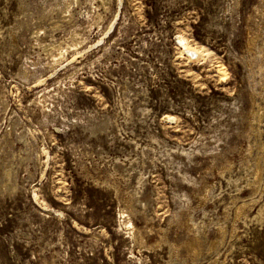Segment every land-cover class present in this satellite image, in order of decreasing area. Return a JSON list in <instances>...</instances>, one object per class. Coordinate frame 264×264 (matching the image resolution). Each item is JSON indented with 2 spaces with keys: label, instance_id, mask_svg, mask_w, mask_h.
<instances>
[{
  "label": "rangeland",
  "instance_id": "rangeland-1",
  "mask_svg": "<svg viewBox=\"0 0 264 264\" xmlns=\"http://www.w3.org/2000/svg\"><path fill=\"white\" fill-rule=\"evenodd\" d=\"M0 264H264V0H0Z\"/></svg>",
  "mask_w": 264,
  "mask_h": 264
},
{
  "label": "bare ground",
  "instance_id": "bare-ground-1",
  "mask_svg": "<svg viewBox=\"0 0 264 264\" xmlns=\"http://www.w3.org/2000/svg\"><path fill=\"white\" fill-rule=\"evenodd\" d=\"M179 39H180V41L182 42V44H183V49H184V51H187L188 53H190V55H196V54H199V50H197L196 48H193V47H191V46H189V45H187L186 44V42H185V39L182 37V36H179ZM225 168V167H224ZM197 244L198 243H196V244H192V246H193V251L194 252H197Z\"/></svg>",
  "mask_w": 264,
  "mask_h": 264
}]
</instances>
